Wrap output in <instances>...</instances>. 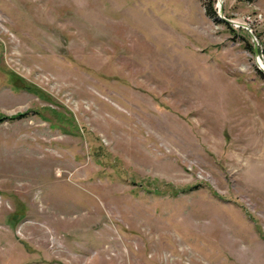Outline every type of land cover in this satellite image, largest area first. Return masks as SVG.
Wrapping results in <instances>:
<instances>
[{
    "label": "rangeland",
    "instance_id": "rangeland-1",
    "mask_svg": "<svg viewBox=\"0 0 264 264\" xmlns=\"http://www.w3.org/2000/svg\"><path fill=\"white\" fill-rule=\"evenodd\" d=\"M221 9L254 38L218 0H0V264H264V0Z\"/></svg>",
    "mask_w": 264,
    "mask_h": 264
},
{
    "label": "water",
    "instance_id": "water-1",
    "mask_svg": "<svg viewBox=\"0 0 264 264\" xmlns=\"http://www.w3.org/2000/svg\"><path fill=\"white\" fill-rule=\"evenodd\" d=\"M217 14L219 15V17L224 20L226 23L230 24V25H235V26H240L243 27L245 29H248V31L250 32V35L252 36V38H254L253 33L251 32V30L248 28L247 25L243 24V23H238L232 19L226 18L223 14H222V9H221V0H218V11ZM253 43L255 44L254 40ZM254 51L256 53V46L254 45ZM256 65L257 67L262 70L264 72V66L263 64L257 59L256 60Z\"/></svg>",
    "mask_w": 264,
    "mask_h": 264
},
{
    "label": "trees",
    "instance_id": "trees-1",
    "mask_svg": "<svg viewBox=\"0 0 264 264\" xmlns=\"http://www.w3.org/2000/svg\"><path fill=\"white\" fill-rule=\"evenodd\" d=\"M210 9H211L210 12L212 14H216V11H215V9H213V6L212 5L210 6ZM225 24L228 26L229 30H232V31L235 30V28L233 27V25H230V24H228L226 22H225ZM239 29L240 30H243V31H246L245 28H243V27H239ZM25 115H26V113H20V114H17L16 117H18V116L23 117ZM13 118H15V117L14 116H10V117H4V116H2V117H0V120H5V119L12 120Z\"/></svg>",
    "mask_w": 264,
    "mask_h": 264
}]
</instances>
